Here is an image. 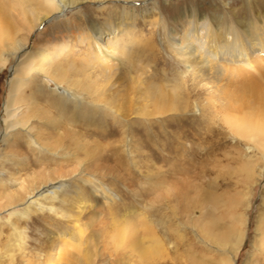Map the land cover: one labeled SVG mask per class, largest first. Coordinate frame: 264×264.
Segmentation results:
<instances>
[{
  "label": "rangeland",
  "instance_id": "obj_1",
  "mask_svg": "<svg viewBox=\"0 0 264 264\" xmlns=\"http://www.w3.org/2000/svg\"><path fill=\"white\" fill-rule=\"evenodd\" d=\"M97 5L95 1H83L65 7L60 17L80 22L85 28L88 22L106 16L98 12ZM101 5L106 9L154 6L157 10L155 21H136L132 40L120 34L115 39L116 48H109L110 53L114 50V55H123L121 47L124 40H129L127 52L136 46L146 51L143 55L132 53L138 69L118 66L116 60L104 55L108 50L102 51L93 40L79 44L71 39L68 44L88 51L90 48L107 64L116 63L119 93L132 97L134 107L147 102L139 91L162 81L167 92L177 83L184 86L182 91L187 85L193 87L194 91L182 98L188 101L189 110L182 113L184 118L174 114L176 118L168 121L164 117L169 115L131 116L125 125L103 103L107 99L114 104L117 98L107 96L94 103L84 94L75 109L71 104L66 111H73L75 122L71 126L82 135L76 137L70 132L71 137L64 141L65 151L58 148L55 155H50L43 149H34L33 153L21 148L25 156L38 160L36 165L23 164L15 162L10 154L12 146L0 139V152H6L0 159V264H228L231 257V264H264V249L260 248L263 228L257 221L264 217V166L256 150L247 149L245 140L218 115L207 123L200 118L210 109V103L218 101L204 81L194 77L192 67L167 49L163 31L190 7L201 15L199 31L213 17L229 25L237 18L252 20L257 16L263 24L264 0H103ZM53 22L54 18L44 20L34 28L28 36L27 50L33 49L35 33L39 32L48 42V51L52 50ZM11 52L0 44V56L6 59L0 66V131L4 127L10 68L26 51H17V55ZM33 74L38 80L43 76L37 71ZM47 83L54 87L52 82ZM205 134L210 137L205 139ZM73 154L83 165H78ZM39 175L46 178L36 180ZM60 181L64 182L61 188ZM49 184H53L51 191H45L43 187ZM13 193L20 197L10 200V196L16 197ZM76 196L85 200L77 220L72 201ZM144 221L153 225L160 244L143 256L130 248L125 231L131 226L137 240L149 245ZM200 223L207 225L209 235L201 231L204 227ZM239 231L243 238L234 255L229 248ZM53 236L49 245L48 239ZM64 251L70 253L62 258Z\"/></svg>",
  "mask_w": 264,
  "mask_h": 264
},
{
  "label": "bare ground",
  "instance_id": "obj_2",
  "mask_svg": "<svg viewBox=\"0 0 264 264\" xmlns=\"http://www.w3.org/2000/svg\"><path fill=\"white\" fill-rule=\"evenodd\" d=\"M83 1L98 2L97 10L106 14L104 19L90 21L87 23V27L84 28L80 22H74L73 19H66L63 16L60 17L65 7L77 5ZM102 1L0 0L1 46L4 49L9 48L12 51L11 53L15 55H17L15 53L17 51H26L10 68L9 89L6 92L3 105L5 116L2 118V122L4 127L0 131V139L7 141L6 143L12 146L11 150L13 152L10 154L14 157L15 162L19 160L23 164L29 162L32 165L38 163L35 157L25 156L20 151L21 148L29 152H33L34 149L36 151L37 149H43L47 154L55 155L58 148L65 151L66 144L64 141H66L65 139L70 135V132L76 137L81 136L82 134L71 126L75 122L74 118L72 119L75 114L73 111L71 113H66V111L71 104L75 109L78 106L77 102L84 100L85 95L89 96L94 103L104 100L107 96L117 98L114 104L107 99L103 103H106L111 112L124 121L125 125L131 116L138 118L140 116L169 115L164 117L166 118L164 120L168 121L176 118L174 114L184 118L182 113L189 110L188 101L182 98L184 94L194 91L193 87L190 89L187 85L182 91L184 86L177 83L170 85V90L167 92L163 88L162 81L161 84H155L154 82L147 84L143 91H139L147 102L134 107L132 97L119 93L116 83L118 77L114 69L116 63L107 64L106 61H103L104 58L97 56L96 51L90 50V48L88 51L80 47L74 48L73 45L68 44L71 39L79 44L82 41L89 43L90 40L91 42L93 40L102 51L104 49L108 50L104 52V55L111 60H116L118 66L125 64L129 70L132 67L138 69L132 53L143 55L146 51L144 53L141 48L138 49L139 46H136L133 51L127 52L128 48L126 46L130 42L129 40H132V31L136 27V21L138 19L155 21L156 16L154 15L157 14V10L154 6H144L139 9L128 8V6L106 9L105 5H101ZM194 8L181 10L180 15L171 21V26L166 25L164 27L166 47L168 50H172L184 64L192 67L194 77L204 81L205 87L213 91V95L218 101V104L210 103V109L208 108L207 111L209 115L205 112L203 118H200L207 123L208 119L210 121L214 120V114L218 115L237 137L245 140L247 149L256 150L257 158L264 166V20L263 24H260L257 16L252 20L237 18L232 24L227 25L220 23V18L213 17L210 18V22L201 25L199 31L198 25L200 24L201 15ZM51 18L55 19L50 34V38L54 41L51 46L52 50L48 51L46 47L48 42L42 39V32L35 33V41L32 44L33 49L27 50L26 43L30 33L40 22ZM18 33L21 34L20 38L17 36ZM120 34H126L129 40L123 42L124 46L121 47L123 55H114L112 53L114 50L110 53L109 48H116L117 41L115 39ZM118 51V49L115 50L116 53ZM254 53L259 55L258 59ZM123 59L127 63H122L121 60ZM5 60L4 57L0 56V66L4 65ZM33 71L43 74V76L39 75L41 80L35 78ZM142 73H144V70H142ZM37 80L40 81L39 84ZM47 81L52 82L54 87L50 88ZM138 82L142 83V79H138ZM131 86L129 85L128 89H131ZM105 89L110 91L105 93ZM45 90H48V92H45ZM80 95L84 96L81 97ZM203 108L206 110L207 107L203 105ZM10 134L11 137H9ZM208 137L210 135L205 134V139ZM78 146L83 147L82 145ZM5 155V151L0 152V159ZM73 155L78 160V165H81L82 160L75 154ZM38 158L40 157L38 156ZM43 175H39L35 179H44L45 176ZM69 178H64L63 181H68ZM63 183L61 182L58 187L61 188ZM52 186L53 184H49L43 188L45 191H47L46 189L51 191ZM13 195H16V193H13ZM17 195L16 197L10 196L9 199L15 200L19 196ZM72 201H74L73 207L76 209L75 219L77 220L83 210L85 200L81 196H76ZM257 221L258 226L263 228L260 248L264 249V217L261 215ZM142 223V227L145 228L144 237L149 239L150 244L144 245L137 240L131 226L125 231V240H129L131 249L144 256L149 250H156L160 240L157 238L154 227L150 222L144 221ZM200 224L201 227H204L201 231L209 235L211 232L207 225ZM61 234L59 233V235ZM242 238L243 233L239 231L234 238V243L230 245L229 250L234 255L239 249ZM52 240H54V236L49 237V245H51ZM68 252L64 251L62 258L65 255L68 256L70 253ZM45 259L48 261L49 257L46 256ZM232 259L231 257V262L228 264L232 263Z\"/></svg>",
  "mask_w": 264,
  "mask_h": 264
}]
</instances>
